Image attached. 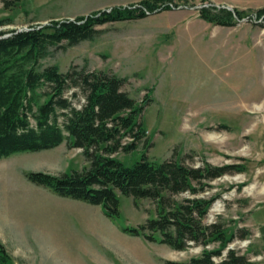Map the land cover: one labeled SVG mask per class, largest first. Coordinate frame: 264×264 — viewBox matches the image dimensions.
I'll list each match as a JSON object with an SVG mask.
<instances>
[{
  "label": "rangeland",
  "instance_id": "1",
  "mask_svg": "<svg viewBox=\"0 0 264 264\" xmlns=\"http://www.w3.org/2000/svg\"><path fill=\"white\" fill-rule=\"evenodd\" d=\"M140 1L27 0L4 10L0 0V20L12 21L0 27L1 37ZM164 3L158 6L165 10L159 6L143 19L96 27L92 40L52 47L41 64L60 72L74 66L126 78L122 91L138 103L150 100L142 114L151 144L147 158L176 156L193 167L202 160L215 167L242 166L241 173L211 181L198 196L214 198L205 223L219 222L228 233L237 228L251 233L228 249L251 264H264V15L256 14L264 0ZM203 10L229 11L232 25L206 22L200 17ZM143 151L140 145L113 157L130 165ZM87 165L80 149L64 144L0 161V244L7 264H162L201 254L199 246L175 251L122 233V227L154 217L149 200H139L135 208L132 198L118 194L120 217L114 220L98 206L57 197L25 179L28 172L59 175Z\"/></svg>",
  "mask_w": 264,
  "mask_h": 264
},
{
  "label": "trees",
  "instance_id": "2",
  "mask_svg": "<svg viewBox=\"0 0 264 264\" xmlns=\"http://www.w3.org/2000/svg\"><path fill=\"white\" fill-rule=\"evenodd\" d=\"M26 1L2 0V6L12 10ZM172 1L143 0L73 20L54 21L39 29L10 32L5 38L0 32V161L18 153L52 150L61 144L80 149L88 163L81 170L59 175L28 172L25 179L57 197L98 206L105 217L114 220L120 217L118 194L132 198L135 208L139 200L151 201L154 217L137 227H122V233L175 251L191 245L202 250L186 262L164 260L162 264H251L247 256L228 249L235 239L245 240L251 233L245 228L228 233L219 222L205 223L214 198L198 196L210 188L211 181L241 173L242 166L215 167L202 160L200 166L193 167L176 156L162 161L147 158L145 151L151 144L142 114L150 100L138 103L122 91L126 78L74 66L60 72L55 65L41 64L52 47L66 49L92 40L98 26L143 19L154 13L159 3ZM160 7L165 10L167 6ZM256 14L263 16L264 9ZM200 17L222 26L232 25L233 19L225 10L220 14L203 10ZM235 17H244L243 12H235ZM11 22L2 19L0 27ZM75 101L81 103L75 106ZM140 145L144 151L130 165L113 157L132 153ZM210 245L217 247L207 249ZM7 261L0 244V264Z\"/></svg>",
  "mask_w": 264,
  "mask_h": 264
}]
</instances>
